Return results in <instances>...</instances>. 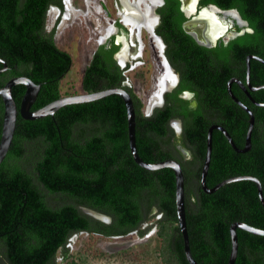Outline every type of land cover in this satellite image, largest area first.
I'll return each mask as SVG.
<instances>
[{
	"label": "trees",
	"instance_id": "1",
	"mask_svg": "<svg viewBox=\"0 0 264 264\" xmlns=\"http://www.w3.org/2000/svg\"><path fill=\"white\" fill-rule=\"evenodd\" d=\"M53 1L0 0V59L8 66L0 74V88L18 76H26L41 85L32 111L62 97L61 81L73 64L71 54L60 49L52 36L44 33L45 13ZM240 9L245 14L243 8ZM252 23L257 36L251 43L247 42V48L251 53L264 56V33L256 22ZM106 51L105 47L101 48L84 72L83 89L87 93L122 86L124 76L115 66L113 56L109 55L107 63L101 60ZM193 51L175 60L170 57V63L183 71L180 89L194 92L200 102L197 110L178 109V96L170 94L167 108L146 117L141 100L125 89L136 109L138 153L147 163L175 158L176 141L165 136L172 118L183 120V143L194 152V161L189 162L194 171L187 170L180 159L185 173L191 252L199 264H228L232 250L231 225L243 222L264 230V207L258 187L251 181L226 184L214 194L202 189L200 180L210 117L213 105L219 101L217 93L222 90L226 93L233 69L230 61L236 58V50L222 49L220 55L224 58L213 64L212 73L205 70L208 50L200 49V54L195 55L198 59L187 55ZM178 60L184 61L185 65H179L181 69L176 65ZM257 64L255 62L253 71ZM2 68L4 64L0 62V70ZM256 70L254 73L259 72L261 78L256 76L255 80H264V71ZM25 91L23 85L13 89L18 106ZM0 102L1 140L4 115L1 96ZM262 110L259 108L258 118ZM226 120L230 132V122ZM246 123L239 125L238 137L245 136ZM230 133L236 137V133ZM174 138L179 139L173 133ZM244 139L239 138L237 142L242 143ZM253 144L248 155L241 157L222 134L214 133L208 187L213 188L232 177L254 175L264 191V143L255 138ZM49 198L62 202L52 206ZM82 206L110 216L112 222L107 224L90 217L82 212ZM158 214H162L163 219H157ZM152 219L157 220V234L163 239L164 263L190 264L177 219L175 173L171 168L147 170L135 162L129 145L126 104L120 96L113 94L92 102L68 105L53 116L37 120L18 117L12 146L0 165V243L6 264H53L58 251L66 247L76 232L126 236ZM144 232L140 230L141 234ZM237 234L239 251L235 264H264V236L242 229H237ZM74 263L73 260L71 264Z\"/></svg>",
	"mask_w": 264,
	"mask_h": 264
},
{
	"label": "flooded vegetation",
	"instance_id": "2",
	"mask_svg": "<svg viewBox=\"0 0 264 264\" xmlns=\"http://www.w3.org/2000/svg\"><path fill=\"white\" fill-rule=\"evenodd\" d=\"M85 1V7H87L90 12L98 10V12L100 11L101 13H105L109 18V26L105 30L101 29L102 35L96 43V48L92 53V58L87 64L86 69L92 64L98 51L105 47L107 51L103 52L101 60L104 63H107L110 60L109 55L113 56L112 60L114 61L115 66H118L119 69L122 70V75L124 76L121 88H128L135 95L136 93L129 84V78L126 73L132 70L135 65H138L137 63L139 62V59H143L147 50L151 51L150 56H152L153 47L150 45L147 31H144L143 37L141 35L139 37V34L134 37V34H132V31L124 20L132 17L136 19L138 24L145 23L146 15L151 11L153 12L151 17V19L153 18L155 22L153 32L154 36L160 43L159 47L161 46L159 58H161V62L164 64L166 63V66L168 67L169 79L165 78L166 87L161 90L162 95L157 100L158 104L155 105L151 115L148 116L142 109V112L146 117L154 115L158 109L161 110L167 108L168 100H171L169 97L170 94H176L178 96L179 101L176 104L178 109L183 108L184 110H197L199 107L200 102L194 92L187 89L181 91L180 83L184 74L183 71H180L171 65L170 57L172 60H175L177 56H186L185 52L194 50L191 54L187 55L198 59L195 55L198 56L200 54L199 50L207 49L209 58L204 62L207 66L205 70L206 72L208 71L209 73H212L214 67L213 64H216L218 60L224 58L220 55V51L222 49H226L228 51V49L235 48L236 58L230 61L233 65V69L226 84V93L225 90L217 93L220 97L218 95L219 101L213 105L214 108L210 117L211 125L209 129L214 126L223 128L230 135L233 144L230 142L226 134L220 129H215L213 134H222L224 136V140H226L232 150L240 154L241 157H246L248 152L253 149V139L256 138L261 143H264V80H255L256 76L257 78L261 77L258 75L259 72L257 74L254 73L257 68H259V71L261 72L264 71V68H262L264 67V63L258 60L261 59L264 61V56H260V54L257 55L254 52L251 53L247 48V42L251 43L253 37L257 36L255 32L256 28L252 23L253 21L258 24L257 26L260 31L262 30V33H264V0H154V2H152V0ZM240 7L243 8L246 15L242 13ZM111 8H113V10H111ZM53 9L58 10L61 14L67 13L68 11L77 12L76 5L72 0H55L51 2L45 13V34H47V18L52 14ZM82 14H84V9L82 10ZM147 18H149L148 15ZM146 21L149 22L150 19H147ZM99 26L100 23L97 25V30L99 29ZM54 31L51 32L52 34L49 33V35L52 36L55 42ZM195 32L200 34L199 36H201L202 40H196L193 35ZM143 42L145 43V49L144 53L141 54L140 46ZM258 43L260 44L259 47L262 51L263 42L260 40ZM123 59L126 61H123ZM255 62L258 64L255 66L253 71L252 69ZM176 65L181 69L179 65L183 66L185 64L183 60H178ZM134 69H136V67ZM214 72H216V70H214ZM179 91L181 92L179 93ZM171 105L173 104L171 103ZM235 106L237 108H235ZM259 108L263 110L261 112V116L258 118L257 115ZM1 111L0 102V115ZM250 113L254 116V127L250 149L246 152H240L244 150L248 144L247 137L250 127ZM226 119L229 120L230 129L236 133V137L230 133L231 131L229 132ZM246 122L248 123V129L244 136V142L238 143L237 140L239 138H244L243 136H237L238 131L240 130L239 125H243ZM168 126L169 133L165 136V138L167 137L170 138L171 141H176V152H174L175 158L173 157L170 159L180 162L181 166L182 162L180 159H182L186 164V169L194 171V168L190 165V163L194 161V152L187 144L183 143V120L179 117L172 118L169 121ZM172 132L179 139H172ZM197 167L195 166V168ZM244 176H250L258 179L254 175ZM144 223L141 224V227Z\"/></svg>",
	"mask_w": 264,
	"mask_h": 264
},
{
	"label": "rangeland",
	"instance_id": "3",
	"mask_svg": "<svg viewBox=\"0 0 264 264\" xmlns=\"http://www.w3.org/2000/svg\"><path fill=\"white\" fill-rule=\"evenodd\" d=\"M72 1L76 5L77 12L68 11L61 14L53 9L46 23L47 34L55 30L57 46L69 52L73 59L70 72L61 81L62 97L85 93L83 90L85 69L102 35L101 29L105 30L109 26V18L105 13L98 12V10L90 12L85 7V0ZM83 9L84 14H82ZM144 31L146 30H143L142 37ZM149 42L153 47V55L150 56L151 51L147 50L143 59H139L138 65L126 73L129 84L142 101L145 113L150 108V97L155 91L157 78L164 64L159 58L161 48L156 47L150 37ZM144 49L145 43L143 42L140 46L141 54L144 53ZM48 201L52 206L58 203L56 199L49 198ZM61 202L60 200L58 204ZM83 208L89 207L82 206L81 210ZM82 212L84 213L83 210ZM156 218L163 219V215L158 214ZM155 221L157 220L152 219L145 222L138 231L135 230L126 236L119 237H105L89 231L76 232L72 234L66 247L58 251L53 264H71L73 260L74 264H165L161 253L163 239L158 237V227ZM140 230H145V232L141 234ZM1 249L0 243V264H6L4 257L1 256Z\"/></svg>",
	"mask_w": 264,
	"mask_h": 264
},
{
	"label": "water",
	"instance_id": "4",
	"mask_svg": "<svg viewBox=\"0 0 264 264\" xmlns=\"http://www.w3.org/2000/svg\"><path fill=\"white\" fill-rule=\"evenodd\" d=\"M193 35L196 38V40L200 41L201 36H199L200 35L199 33L197 34V32H195L193 33ZM258 60L264 63V61H262L261 59ZM0 62L4 64V68L0 70V74H1L8 69V66L1 59ZM17 85H23L26 87V91L22 98L20 106L17 105L13 96V89ZM40 90H41V85L36 84L32 79L26 76L14 77L10 79L2 88H0V96L4 103L3 128H2V136L0 140V165L5 160L12 146L19 116H21L25 120H37L44 118L46 116H50V115L53 116L58 110L68 105L92 102L116 94L120 96L126 104L127 118H128L129 145L135 162L138 165H140L142 168L147 170L156 171L164 168H171L175 173L177 219L184 240V251L186 254V258L190 264H199L195 260L191 252L190 237H189L188 225H187L185 175L182 166L180 162L174 159H169L158 163H147L140 157L138 153L137 141H136V109L134 106L133 98L130 95V93L124 88H110L94 93L85 92L83 94H79L75 96L61 97L60 99L55 100L40 109L32 111V107L38 98ZM153 109L154 107L148 109L147 112L148 116L151 115ZM250 115H251L250 127L248 130V137H247L248 144L246 148L240 152H246L250 149L251 137L254 127V116L251 113ZM215 129H220L221 131H223L230 140V142L233 144L230 135L223 128L214 126L209 129L208 137H207V153L202 167L201 180H200L203 191L207 194H214L226 184L237 181L250 180L256 183L258 187L259 198L264 207V194H263L262 185L260 181L254 177H250V176L233 177L222 181L213 188L208 187L207 176L211 165V157H212V149H213V131ZM82 210L84 211V213H86L87 215H89L94 219L100 220L107 224L112 222V218L102 212L90 208H83ZM237 229H242L244 231L256 235L264 236V230L262 229L255 228L243 222L233 223L230 227L232 250L228 264H235L238 257L239 240H238Z\"/></svg>",
	"mask_w": 264,
	"mask_h": 264
},
{
	"label": "bare ground",
	"instance_id": "5",
	"mask_svg": "<svg viewBox=\"0 0 264 264\" xmlns=\"http://www.w3.org/2000/svg\"><path fill=\"white\" fill-rule=\"evenodd\" d=\"M152 2H154V0H152ZM147 15L149 18H147ZM145 17V23H141V24H138L136 19L130 17V18H127L125 20L126 24L129 26L130 30L132 31V34H134V37L135 35H138L139 34V37L140 35H142V32L143 30H146L148 32V35L150 37V39L152 40L153 44L156 46V47H159L160 43L158 42V39L154 36V32H153V26H154V20L153 18L151 19L152 15H153V12L151 11L150 13H148ZM149 20L150 21H146V20ZM138 27V28H137ZM161 47V46H160ZM142 50H143V46H142ZM123 61H126L125 59H123ZM162 72L158 78V81L156 83V87H155V92L151 95L150 97V103H149V106H150V109L155 107L156 104H158L157 100L161 97L162 95V89H164L166 87V81H165V75H166V78L169 79L168 77V67L166 66V64H162ZM165 65V66H164ZM166 70V72H165Z\"/></svg>",
	"mask_w": 264,
	"mask_h": 264
}]
</instances>
